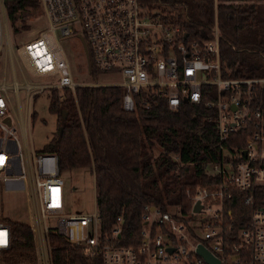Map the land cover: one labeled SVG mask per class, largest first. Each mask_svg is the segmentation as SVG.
<instances>
[{
	"label": "built area",
	"instance_id": "obj_1",
	"mask_svg": "<svg viewBox=\"0 0 264 264\" xmlns=\"http://www.w3.org/2000/svg\"><path fill=\"white\" fill-rule=\"evenodd\" d=\"M38 1L49 26L18 50L32 77L49 79H26L20 85L14 67L11 84L0 78V233L5 234L0 250L10 242L3 194L12 190L24 192L36 264H51V230L62 233L69 244L82 245L86 254L100 253L102 264H210L200 244L219 264H264V203L254 198L255 188L264 185V74L230 75L219 56L216 5L236 1L213 0L214 25L205 39L190 37L187 31L184 35L181 24L164 20L163 10L141 0ZM7 22L5 0H0V50L3 34L9 50L12 47ZM56 28L63 35L84 36L93 68L121 76L110 84L121 87L123 109L147 107L161 97L174 110L186 100L201 103L206 118L215 123L222 158L203 164L213 177L184 189V208L178 203H144L134 241L120 242L122 214L110 229L102 230L96 208L93 213L65 212V182L56 154L25 143L24 155L19 145L7 88L20 103L19 88L25 87L29 111L32 97L41 91L55 89L61 96L63 87L73 91L79 84Z\"/></svg>",
	"mask_w": 264,
	"mask_h": 264
},
{
	"label": "trees",
	"instance_id": "obj_2",
	"mask_svg": "<svg viewBox=\"0 0 264 264\" xmlns=\"http://www.w3.org/2000/svg\"><path fill=\"white\" fill-rule=\"evenodd\" d=\"M165 13L164 20L181 24L190 37L205 39L214 25L213 0H141ZM12 29L38 8V0H5ZM219 56L230 75L264 74V4L256 1L217 3ZM88 60L92 66L91 53ZM52 89L49 110L56 128L41 150L57 156L59 169L86 167L94 177L95 208L102 230L122 214L120 242L136 240L144 203L165 206L187 203L184 189L213 177L204 170L209 160L222 158L215 123L201 103L183 100L168 108L158 97L149 106L123 109L122 89L115 84H77L73 91ZM255 201L264 203V185L255 188ZM8 247L0 250L1 264H36L28 222L7 218ZM51 264H102L100 253L86 254L63 234L49 231Z\"/></svg>",
	"mask_w": 264,
	"mask_h": 264
},
{
	"label": "rangeland",
	"instance_id": "obj_3",
	"mask_svg": "<svg viewBox=\"0 0 264 264\" xmlns=\"http://www.w3.org/2000/svg\"><path fill=\"white\" fill-rule=\"evenodd\" d=\"M239 1H256L264 4V0H235ZM30 14L25 18L24 22L16 21V29H12L10 22H7L8 43L10 42L11 49L6 44L5 34L2 36L0 50V78L5 79L6 84H11L12 70L14 67L15 78L21 85L27 79L30 82H37L49 79L48 76L32 77L26 70L24 62L19 54V45L22 42L38 36L41 30L47 29L49 26L45 12L42 6L34 10H30ZM55 35L66 54L69 62L72 77L79 84L90 83H114L121 79L116 73L103 72L95 68L92 71L88 68L87 60L82 52V44L75 33L63 35L60 29H55ZM10 101L8 104V113L11 115V122L16 129V135L19 145L23 149L25 155L26 146L32 147L35 150H41L47 141L52 137L57 130L56 114L49 110L50 91L47 89L32 97L28 104L25 95V87L19 88V98L11 88H7ZM211 167V166H210ZM61 176L64 178V211L65 212H91L95 211V194H94V177L86 167H76L73 169H65L61 171ZM3 203V212L9 218H16L27 221L25 211V200L23 191H5Z\"/></svg>",
	"mask_w": 264,
	"mask_h": 264
},
{
	"label": "water",
	"instance_id": "obj_4",
	"mask_svg": "<svg viewBox=\"0 0 264 264\" xmlns=\"http://www.w3.org/2000/svg\"><path fill=\"white\" fill-rule=\"evenodd\" d=\"M186 33L187 32L185 31L184 35H186ZM5 120L7 123L10 122V116L8 115L7 117H5ZM198 206H199V203L196 202L194 204V207L197 209L199 208ZM198 249L203 254V256L206 257V259L208 260L210 264H219L218 259L214 257L213 255H211L201 244L198 246Z\"/></svg>",
	"mask_w": 264,
	"mask_h": 264
},
{
	"label": "flooded vegetation",
	"instance_id": "obj_5",
	"mask_svg": "<svg viewBox=\"0 0 264 264\" xmlns=\"http://www.w3.org/2000/svg\"><path fill=\"white\" fill-rule=\"evenodd\" d=\"M79 40H80V44H82V52H83L85 59H86L87 55L89 54V46H88L84 36L82 38H79Z\"/></svg>",
	"mask_w": 264,
	"mask_h": 264
},
{
	"label": "snow or ice",
	"instance_id": "obj_6",
	"mask_svg": "<svg viewBox=\"0 0 264 264\" xmlns=\"http://www.w3.org/2000/svg\"><path fill=\"white\" fill-rule=\"evenodd\" d=\"M4 235L5 234H3V233H0V244H2V243H4L5 242V240H4Z\"/></svg>",
	"mask_w": 264,
	"mask_h": 264
},
{
	"label": "crops",
	"instance_id": "obj_7",
	"mask_svg": "<svg viewBox=\"0 0 264 264\" xmlns=\"http://www.w3.org/2000/svg\"><path fill=\"white\" fill-rule=\"evenodd\" d=\"M87 60V59H86ZM87 63H88V60H87ZM102 84H105V83H102Z\"/></svg>",
	"mask_w": 264,
	"mask_h": 264
}]
</instances>
